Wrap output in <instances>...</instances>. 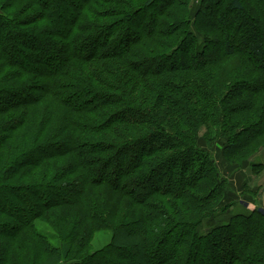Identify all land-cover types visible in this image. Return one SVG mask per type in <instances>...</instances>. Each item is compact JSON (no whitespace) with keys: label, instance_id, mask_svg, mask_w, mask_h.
Here are the masks:
<instances>
[{"label":"trees","instance_id":"16d2710c","mask_svg":"<svg viewBox=\"0 0 264 264\" xmlns=\"http://www.w3.org/2000/svg\"><path fill=\"white\" fill-rule=\"evenodd\" d=\"M18 1L0 5V264H264V214L223 201L198 142L232 164L264 145V0Z\"/></svg>","mask_w":264,"mask_h":264},{"label":"rangeland","instance_id":"374dc122","mask_svg":"<svg viewBox=\"0 0 264 264\" xmlns=\"http://www.w3.org/2000/svg\"><path fill=\"white\" fill-rule=\"evenodd\" d=\"M0 1H1L0 5L1 4L4 5V4H7L8 2H11V0H0ZM28 1L29 0H24V1L19 0L17 2V4L15 3L14 5L8 7V9L6 10L7 13H11V14H15V15L19 16L18 12H21L19 18H24V16H31V14L34 15V12L37 11L38 8H36V5H35L34 8L27 7L26 8L27 10H25V6H26ZM128 1L130 3L132 2V0H128ZM133 1L137 5V3L141 2L142 0H133ZM199 1L200 0L194 1L193 6H192V10H191L192 14H195L194 12L196 11V9L198 7ZM263 3H264V1H263ZM117 7H121V6L118 4L117 5L113 4V2H110L108 0V1H105L102 4H100L99 8H97V9L103 11L105 9H112V8H117ZM130 8H131V6H130ZM214 9L218 10V7L216 8V6H215L212 8V10L214 11ZM219 9H220V7H219ZM208 10L211 11V9L206 8V10H204L203 12L207 13L206 18L210 19L209 15L211 13L208 12ZM23 11H25V12H23ZM203 12H202V14H203ZM253 15L255 17V13ZM57 21L60 24L59 28L63 27L64 19L62 17H60V19H58ZM211 24L213 25V27H214V25H216V23L213 21V19L211 20ZM223 28L227 29L228 32H232L234 27L231 26V24H225ZM239 39L245 40V37H243V35L242 36L239 35ZM240 46H241V44H240ZM237 47H239V45ZM216 49L218 51L220 49V46H218V47L216 46ZM77 65H78L77 67L81 68V71H82L81 73L83 74V76H87V77L90 75V73H89L90 70H92L94 68V65L92 63L86 64V65L81 63V64H77ZM239 65H240V63L235 64L233 66V69L231 68V71L229 70L230 74H233V72L237 70ZM180 77H183V75ZM65 80H68L70 82V79L65 78ZM158 85H160V86L158 87ZM158 85H157V88L160 89V91H162V90L164 91V89L161 87V84H158ZM152 91H153V89H152ZM152 91L150 94L156 97L155 93H153ZM164 94H166L165 91H164ZM6 95H7V93H5L4 95L0 94V100H4ZM203 131H204L203 129L200 131V134L198 137L199 145L201 146V148L208 151L210 153L209 155H212L211 157H213V159L215 160V163H216L218 170L226 178V181L228 183V187L225 190V192L229 194V191L232 190L236 193V195L231 194L230 196L226 197L223 201L227 202L228 200H230V199L232 200V198H233L234 201L236 202V204L238 205V207L239 206L242 208L244 207L247 210H251V209L256 208V209H258V211H260L261 213L264 214V145L259 150L254 151L249 156H247L249 150L248 151L245 150L244 153L239 154V158L240 159L246 158L247 160H244L242 162H236V164H232V161L236 159V156L230 162L227 159H226L227 160L226 161L222 155V152H223L222 149H223V146L225 143V139L221 138L220 140H214V138H212L213 141H211L210 143H208V142L206 143L202 139V137L205 138ZM151 183L152 182L149 183L146 181V183H144V185H147L148 187H150ZM13 209H15V208L13 207ZM23 210H25V209H23ZM38 223L41 227H43V230L45 231L46 235H47V233L48 234L52 233L50 228L46 225V223L42 224V221H38ZM152 228H153L152 229L153 233L157 232L158 226L153 225ZM94 237H95V239L93 241V244L91 245L92 248H95V247L98 248V247L102 246V244H104L103 239L99 238L100 234L95 233ZM7 243H8V240L0 237V255L3 253V251L8 249V248H6ZM59 243L60 242L58 241L57 238H52L50 241L51 245L60 246ZM7 264H10V263H7ZM58 264H65V262H59Z\"/></svg>","mask_w":264,"mask_h":264}]
</instances>
